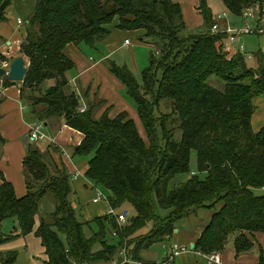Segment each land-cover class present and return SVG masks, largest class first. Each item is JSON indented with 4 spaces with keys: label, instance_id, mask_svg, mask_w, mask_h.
<instances>
[{
    "label": "trees",
    "instance_id": "16d2710c",
    "mask_svg": "<svg viewBox=\"0 0 264 264\" xmlns=\"http://www.w3.org/2000/svg\"><path fill=\"white\" fill-rule=\"evenodd\" d=\"M14 1L0 0V23L6 21L5 9ZM199 1L200 33L187 31L181 5L174 0L34 1L24 21L27 36L22 53L28 63L20 99L30 107L35 121L59 116L83 133L73 153L88 157L85 176L96 187L110 191L109 205L116 212L127 203L135 216L121 225L106 213L93 219L97 229L92 222L79 220L71 200V177L64 170L52 174L43 155L30 148L23 160L28 185L24 196L17 197L0 173V245L14 238L3 231L6 218L17 220L21 235L33 232L39 201L49 191L56 204L51 222L42 219L35 231L47 264L111 261L126 246L127 238L152 223L148 233L130 241L133 260L140 262L143 248L172 236L175 223L200 208L213 213L194 251L220 252L231 237L236 254L254 248L255 234L264 233V195L254 191L264 188V126L254 131L251 120L253 98L264 93V52L252 53L254 66L248 65L246 53L223 52L227 35L211 32L215 16L206 0ZM222 2L237 17L251 5L264 7V0ZM115 18V28L144 30L142 38L157 43L158 51L142 71L141 83L126 65L108 62V70L122 82L134 104L147 142L127 113L113 119L107 113L95 118L99 102L83 105L85 111L80 112L83 95L66 78L74 68L64 52L66 46L96 48L111 33L105 25ZM211 76L224 82L223 90L209 83ZM49 80L54 84L44 88ZM13 83L5 77L1 85ZM192 151L197 172L207 174L203 178L192 174L170 188L176 175L190 172ZM157 208L167 215H159ZM107 228L116 240L108 239ZM96 245L99 249L94 250ZM16 255L0 251V262L13 264ZM257 264H264L262 249Z\"/></svg>",
    "mask_w": 264,
    "mask_h": 264
},
{
    "label": "crops",
    "instance_id": "0c3cea01",
    "mask_svg": "<svg viewBox=\"0 0 264 264\" xmlns=\"http://www.w3.org/2000/svg\"><path fill=\"white\" fill-rule=\"evenodd\" d=\"M181 7L184 22L188 30H194L201 25L202 17L200 15H195V19H193L192 13H190V16H186L182 5ZM17 19L18 18H15L10 11H8L6 21L0 23V35L6 39L5 45H9L8 43H10L9 46L12 48L13 45L15 46L19 43V37L23 35L22 32L24 31V29L17 24ZM124 31L125 30L115 28L111 30L109 36L96 44V47L98 46L100 49V58L95 55L92 56L93 54L91 53L94 47L89 48L85 45H67L64 52L73 61L74 68L66 73V78L68 79L69 86L72 87L73 90L75 89L78 92L81 91L83 95L81 100L82 106L84 105L87 107L88 104L99 102L94 109L95 118H100L104 113H107L109 118L113 119L120 113H127L128 118L134 121L138 132L145 139L144 127L133 102L127 97L125 86L108 70V62L110 60L119 64L118 61L120 60L116 59L115 56L124 48L122 43L125 39H130L131 43L132 40L130 36L133 33L139 34L141 39H144L142 38L143 33H141V30ZM1 49L2 48H0L1 54L8 58L10 56L9 54H11L8 52L10 48H5V50ZM1 83L2 81L0 82V135L3 141L0 143V173L12 184L16 196L22 197L28 191L23 160L29 149L33 148L37 149L43 155L52 174H55L58 170H64L71 177L74 197L78 199L80 204H83L82 215L84 216V221L92 222L96 217H103L107 213L108 204L105 203V207L104 205H100L101 203L99 202L92 203L95 192L94 188L96 186L85 176L88 169V157L74 155L73 153L74 149L83 141V133L68 126L62 117L51 116L45 122H42L41 131L44 137L40 140H45V144L41 143V141L39 142V140L33 143V141L28 138V134L30 126L35 120L30 107L26 106L20 99V85L13 84L8 87H1ZM53 84L54 80H49L44 83L43 87L47 88ZM88 200H90L93 205L86 207L84 203ZM210 217L211 214H209L207 222H204V220L200 221L191 232H186L185 227L182 225L180 228L175 226V243L193 248L195 241L208 224ZM11 220H13L14 229L10 233L14 238L0 245L1 252L16 251L15 248L22 245L31 246L34 242L31 235L35 234L36 236L35 231L40 225L42 218L39 213H37L35 216L34 230L26 235L20 234L17 220L15 218H11ZM172 237L173 235L168 237V239ZM232 239L233 237L229 238L225 248L219 252L222 264L258 263L261 249L264 253V233H256V245L254 248L239 254L235 252ZM42 247L37 252H26L17 264H47L48 257L43 245ZM186 254L188 258L182 257L183 254L176 257L179 259L175 264H207L203 254L197 251ZM15 261L13 264H15ZM0 264H2V262H0ZM96 264L104 263L97 262Z\"/></svg>",
    "mask_w": 264,
    "mask_h": 264
},
{
    "label": "rangeland",
    "instance_id": "374dc122",
    "mask_svg": "<svg viewBox=\"0 0 264 264\" xmlns=\"http://www.w3.org/2000/svg\"><path fill=\"white\" fill-rule=\"evenodd\" d=\"M34 1L35 0H16L7 6V8L5 9V15H7L8 11H10V13L15 18H19L22 20V24L20 26L21 28H24V21L26 20L28 15L32 12L33 7H34ZM174 1L178 2L180 5L183 6L186 16H190V13H192L193 19H195V15H200L202 17L198 9V6L200 4L199 0H174ZM206 2H207L209 9L211 10L212 15L216 16L218 14L225 13L227 14V20L229 21V23L232 26H234L236 29L246 27V24L244 23L242 15L237 17L231 14L225 8L222 0H206ZM255 9L256 7L254 8L253 12L256 14L257 10ZM248 24L253 27L254 25L253 20H250ZM116 25H118L117 18L113 19L111 23L106 24L105 26L109 30H113L115 29ZM202 25H203V17H202L201 25L196 27L194 30H188L187 28V31L194 32V33H200L202 31ZM124 32H127V31L125 30ZM144 32H145L144 30H141V33H144ZM22 33L23 35L19 37V43L15 46L13 45V48L9 46L10 43H8L9 45H5L6 39L0 35L2 37L0 40V48H2L3 50H5V48L6 49L10 48L8 52L11 53V54L8 53L10 56L7 58L3 56L0 51V65L4 64L5 62L9 64L12 61V59L16 57L17 55H23L22 42L26 38L27 34L25 30ZM130 38L132 40L131 45L128 48L124 47L122 51H119L116 54L115 58L120 60L118 61L119 64H126L127 67L132 71V73L136 77L137 81L141 83L142 82V71L149 68L152 55H154L155 52L157 53L158 51L157 43L152 42L153 40H151L150 38L141 39L140 35L137 33L136 34L133 33L130 36ZM239 38H240V43L245 47V52L252 54L254 52H257L260 49L264 52V34L263 35L244 34V35L239 36ZM92 51H93L91 53L93 54L92 56L95 55L96 57L100 58V49L98 48V46L96 48H93ZM24 57L26 58V62L28 63V58L26 56ZM248 59L249 60H247V63L249 66L256 65V60L254 58H248ZM22 83L23 81L14 82L13 84L20 85L21 87ZM209 83L220 90H223L224 88V82L221 79H218L214 76H211L209 78ZM13 84H9V85H13ZM9 85H6V86L1 85V87H8ZM253 101H254L253 102L254 113L252 115L251 123H252L253 130L257 131L264 124V93L255 96L253 98ZM161 107H163L164 109V106H161ZM145 139L147 142L148 140L146 137ZM40 141L41 143L45 144V140L44 141L39 140V142ZM33 143L35 142L33 141ZM195 173L199 174L201 178L205 177V175L207 174L206 172H201V173L197 172L195 152L192 151L191 158H190V172L186 174L176 175L174 179H172L170 182V185H169L170 188L175 187V185H178L180 182L185 181L188 177H190L192 174H195ZM97 187H98V191L102 192L106 197H109L111 195L108 189L102 186H97ZM254 191L257 195H264L263 188L256 189ZM71 200L74 201L75 205L77 206L75 211H76L78 219L84 221L85 219H84V216L82 215L83 204H80L78 202V199L74 197V194L71 195ZM92 203L90 200H88L84 204L87 207V206H92L93 205ZM99 203H101L100 205L105 206L106 200H102ZM54 208H55V197L52 195L51 192L48 191L45 193L42 200L40 201L38 213L45 222H51L52 213L54 211ZM117 212H118L117 214L126 213L125 214L126 221L121 223V225H124L125 222L127 223L135 216L134 208L130 204H127V203L123 204L120 208H118ZM157 213L163 216V215H167L168 212L166 210L157 208ZM212 213H213V210H210V209H205V208L196 209L195 211H192L188 216L182 218L181 220H178L175 223V226L180 228V226L182 225L183 227H185L186 232L187 231L191 232L192 230H194L195 226L200 221L204 220V222H207L209 214H212ZM90 225L93 229H97V226L94 222H92ZM151 227H152V223H149L144 228L137 231L135 235H133L130 238H127V242L125 244L126 245L125 247L127 248L124 247L123 250L119 253V255L115 257L113 260L100 261V262L104 264L106 263L111 264L113 262H116V264H150V263L151 264H157V263L162 264L161 261L164 259L165 254L170 251L171 246L175 243L174 237L176 236V234L174 233H173V237L170 239L164 238L162 241L155 242L152 245L146 248H143L139 252V257L142 259V261L136 262L133 260V257H132L133 253L131 249L134 247V244L130 243L131 239H133L135 236H138L139 234L142 235V234L148 233L151 230ZM2 228H3L4 233L11 234L10 232L14 229L13 220H11V218H6L5 221H3L2 223ZM106 231H108L107 232L108 239L111 238L112 240L113 239L116 240V237L114 238L112 237L113 236L112 229L107 228ZM86 233H87L86 236L90 237V234H91L90 229H88ZM32 235L31 237H33L34 242L31 246L22 245V246H18L15 248L16 249L15 252H17V255H16L17 259L15 261V264H17V262L22 259V257L24 256L26 252L33 253L41 249L42 245H41L40 239L37 236H35V234H32ZM97 249H99V245H96V247H94V250H97ZM217 253L219 254V252ZM124 256L128 258L127 263L120 262L124 258ZM182 257L188 258L186 253L185 254L183 253ZM178 259L179 258H176V260L175 261L173 260L174 262L172 261V263L175 264Z\"/></svg>",
    "mask_w": 264,
    "mask_h": 264
},
{
    "label": "built area",
    "instance_id": "2783aa9c",
    "mask_svg": "<svg viewBox=\"0 0 264 264\" xmlns=\"http://www.w3.org/2000/svg\"><path fill=\"white\" fill-rule=\"evenodd\" d=\"M255 7L256 6L251 5L243 11L242 18L244 20V23L246 24V27L244 28L236 29L234 26H232L227 20V14L225 13H221L215 16V23H213L211 27V32L212 33H223L227 35V37L225 38L223 42V52L228 53L229 56L234 55L236 53H242V54L246 53V56L248 58L252 57L251 53L245 52V47L240 43L239 36L244 35V34L264 33V7L262 9H259V7H256L255 9L257 10L256 14L253 12ZM250 20H253V23H254L253 27L248 24ZM17 24L21 25L22 20L18 18ZM122 44L124 47H129L131 45L130 39H125ZM9 64L5 62L1 66L8 69ZM79 111L84 112L85 107L80 106ZM41 128H42L41 122L34 121L31 124L29 134H28V137L31 141L36 142L44 137L41 131ZM94 190L95 192H94V196L92 199L93 203H98L102 200H106V203L108 204L107 213L116 217L117 222L119 224L126 221V217H125L126 213L117 214L116 210L109 205L108 197H106L102 192L98 191V187H95ZM112 235L114 236L115 233L112 232ZM193 251L194 250L191 247L183 246L178 243H174L171 246L170 251L165 254V257L161 262L162 264H170L176 257L180 256L181 254L187 253V252H193ZM203 256L206 259L207 264H222L221 256L220 254L216 252L208 254V255H203ZM120 262L127 263L128 258L124 256V258ZM111 264H116V262H113ZM157 264H160V263H157Z\"/></svg>",
    "mask_w": 264,
    "mask_h": 264
},
{
    "label": "water",
    "instance_id": "95a60500",
    "mask_svg": "<svg viewBox=\"0 0 264 264\" xmlns=\"http://www.w3.org/2000/svg\"><path fill=\"white\" fill-rule=\"evenodd\" d=\"M23 44H25V42H23ZM26 72L27 65L25 58L22 55H18L12 59L8 69L0 66V82L5 77L12 82H21L23 81Z\"/></svg>",
    "mask_w": 264,
    "mask_h": 264
}]
</instances>
